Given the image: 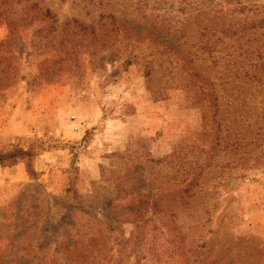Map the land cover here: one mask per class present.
I'll list each match as a JSON object with an SVG mask.
<instances>
[{
  "label": "rangeland",
  "instance_id": "374dc122",
  "mask_svg": "<svg viewBox=\"0 0 264 264\" xmlns=\"http://www.w3.org/2000/svg\"><path fill=\"white\" fill-rule=\"evenodd\" d=\"M186 1L193 7L198 1L204 24L214 16L216 23L241 22L252 14L251 5H264ZM142 2L146 7L139 11ZM158 7L173 22L187 16L179 11L182 0H0V42L12 22L18 28L10 46L0 47V76H17L0 91V151L31 147L38 172L31 177L24 162L0 165V264H216L227 248L217 264H264V159H257L264 129L258 151L252 144L234 155L211 140L236 129L244 143L253 138L248 123L255 116L240 121L244 111L231 103L245 89L258 114L263 104L257 89L220 85L218 76L231 63L207 61L204 73L217 82L218 97L208 111L171 74L158 70L146 77L144 53L127 66L125 54L106 48L109 17L150 28L163 14ZM47 10L50 18L41 19ZM73 33L90 43L77 47L78 67L71 74L40 75L41 62L56 49L65 51ZM171 38L175 46L185 40L181 34ZM142 42L151 46L144 50L158 48L150 38ZM222 111L229 118L221 119ZM69 185L78 197L68 194Z\"/></svg>",
  "mask_w": 264,
  "mask_h": 264
},
{
  "label": "trees",
  "instance_id": "16d2710c",
  "mask_svg": "<svg viewBox=\"0 0 264 264\" xmlns=\"http://www.w3.org/2000/svg\"><path fill=\"white\" fill-rule=\"evenodd\" d=\"M184 2L186 4H183L182 0L183 7L179 11L186 13V18H178L176 22H173L172 19L167 20L165 16L169 14V11L165 10V8L158 7V10L162 11L163 14L155 15L150 28L144 27L145 25L141 27L128 25L124 22H120L117 17H109L112 27H108L105 33L108 40V47L106 48L111 52L115 50L121 52V54H125L128 58L126 63L127 66L134 64L135 60H137L136 58H138L141 53H144L145 55L141 56L146 71V77H149L152 72H157L158 70H160L162 76L171 74L173 81L175 80L185 84L187 90L196 95L198 102L207 107L208 111H210V108L213 106L212 102H214L215 106L217 105V82L211 79L209 75H205L204 72H206V70L203 69V64L207 61H211L214 63V66H218L222 64L223 60L227 59V66L230 65V63L232 66L231 68H226L227 72H225L223 76H218V78L221 79L219 84H225L224 87L234 84L251 86V89H257L256 95L261 97L260 103L263 104V106L260 107V112L255 115L250 105L252 93L245 89L241 90V92L235 96V101L237 102H232L231 106L234 105L233 103H238L240 105V109L244 111V114L241 113L237 118L240 121L244 120V123L255 116L254 121L248 123V127L253 126L251 130L253 138L248 143H244L245 140L241 136V132L236 129L232 136L229 132L222 133L219 131L220 133H217L216 137L214 139L211 138V140H214V142L216 141L214 148L223 145L226 149L234 152V155H237L238 152H244L243 150L248 145L252 144L258 151V147L261 144L260 137L263 136L264 129V33H261L263 38L261 37L258 39L257 35L259 30L264 29V5H251L249 10H252V14H247L241 22L234 21V18H232L230 22H223L222 24L216 23L215 21L217 18L214 16L204 24L201 16L206 12L201 8L198 1H196V6L194 7L193 4H190L186 0H184ZM186 5H190L191 8ZM137 7L138 10L141 11L146 7V3L142 2V4ZM245 8L246 6L242 7V9ZM216 12L218 13L220 11ZM49 14L50 12L47 10L41 19L50 18ZM36 16L38 17L39 14H36ZM220 16L221 18L224 17L223 15ZM2 17L5 18V12L0 9V18ZM23 18L26 19V16L24 15ZM158 18H161V20H158ZM156 22L160 24H154ZM168 22L169 24H166ZM170 22L179 24L180 26H172ZM13 25H15V22L10 24V34L0 42V47H9L12 40L17 36L18 28ZM104 25L105 23L101 25L100 29H104ZM165 26H169V28L165 29ZM168 29H171L172 33L166 36ZM91 33L93 36H96L95 29H93ZM76 34L77 33H73V38L63 46L65 51L61 52L56 49L51 56L41 62L42 67L40 69V75L46 77L58 76V73L63 69L71 74L74 69L78 67L77 47H82L84 45L89 47L90 43H80V40L75 36ZM173 34L184 35L185 40L177 43V46H175L176 44H174L173 38H171ZM146 38H150L152 44L158 46V48L155 50H144L151 48V46H147L142 42L145 41ZM226 40L233 41L234 43L232 45H226ZM38 44L39 43L35 42L34 47H38ZM181 44L188 45V48L186 50L180 49ZM228 50L232 51L227 52ZM147 51L150 52L146 54L145 52ZM156 52H159L162 57H156L154 54ZM166 54H169L168 60L164 59ZM200 59L202 64H196L195 62ZM58 62H60L61 67L55 68ZM90 62L93 61L90 60ZM46 63L48 64L45 66ZM155 66H157L156 69ZM232 72L234 74H232ZM8 74L0 76V91L6 90L17 80L16 75L9 76ZM63 75H65V73ZM230 78L232 80H230ZM54 79L55 78H50V80ZM224 87L223 89H226ZM239 88L240 85L237 88V92L240 90ZM211 95H213L212 98ZM220 118L225 120L229 118V116H225V112L222 111ZM219 124L222 125V122H219ZM205 135L207 137L212 136V134L208 132L205 133ZM203 151L206 150L203 148ZM252 152L253 149L250 151L247 150L245 154ZM120 156L124 158V156ZM34 158L35 154L31 147L25 148L24 146L13 144L7 150L0 151L1 166H13L19 162H24L28 174L33 178L38 176V172H36L32 164ZM257 159H264V148L258 152ZM133 190L134 189H130L129 193H132ZM66 191L68 194H73L71 196L72 198L78 197L72 185H69ZM129 203L131 202H128V204ZM140 213L139 210L135 212L139 218L142 217ZM227 249L218 254V256H220L219 258L224 257L222 253H225ZM218 259L214 261L216 264ZM88 263L89 260L86 263L80 262L78 264ZM36 264H43V259Z\"/></svg>",
  "mask_w": 264,
  "mask_h": 264
}]
</instances>
